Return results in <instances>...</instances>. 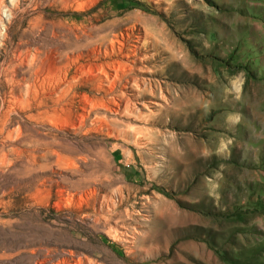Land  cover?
<instances>
[{
	"label": "rangeland",
	"instance_id": "1",
	"mask_svg": "<svg viewBox=\"0 0 264 264\" xmlns=\"http://www.w3.org/2000/svg\"><path fill=\"white\" fill-rule=\"evenodd\" d=\"M78 258L264 264V0H0V264Z\"/></svg>",
	"mask_w": 264,
	"mask_h": 264
},
{
	"label": "bare ground",
	"instance_id": "2",
	"mask_svg": "<svg viewBox=\"0 0 264 264\" xmlns=\"http://www.w3.org/2000/svg\"><path fill=\"white\" fill-rule=\"evenodd\" d=\"M115 77H116V75H115ZM136 86H137V88H139L140 89V85L138 84V83H136ZM151 103H153V104H157V101H151ZM131 111V110H130ZM221 127V126H220ZM219 135V134H218ZM223 135V134H222ZM220 136V135H219ZM78 264H83L82 262V259L81 258H78Z\"/></svg>",
	"mask_w": 264,
	"mask_h": 264
},
{
	"label": "clouds",
	"instance_id": "3",
	"mask_svg": "<svg viewBox=\"0 0 264 264\" xmlns=\"http://www.w3.org/2000/svg\"><path fill=\"white\" fill-rule=\"evenodd\" d=\"M237 119H238V118H237ZM225 147H226V145H225ZM204 155H205V156H207V155H208V153H207V152H205V153H204Z\"/></svg>",
	"mask_w": 264,
	"mask_h": 264
}]
</instances>
